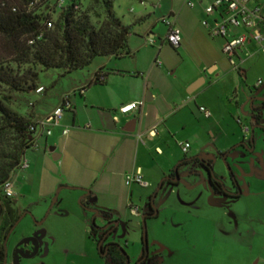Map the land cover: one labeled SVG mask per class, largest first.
Returning <instances> with one entry per match:
<instances>
[{"label":"rangeland","instance_id":"374dc122","mask_svg":"<svg viewBox=\"0 0 264 264\" xmlns=\"http://www.w3.org/2000/svg\"><path fill=\"white\" fill-rule=\"evenodd\" d=\"M110 2L114 15L130 26V56L97 58L85 69L70 74L61 69L34 68L38 72L37 88L42 87L44 92L6 91V101L12 111L35 123L38 114L55 110L63 97L72 98L79 87H96L91 81L100 68L142 74L146 86L151 85L150 89L161 94L149 103L151 114L159 118L158 137H143L147 146L139 147L135 155L134 148L124 153L121 169L133 176L139 168L148 186L133 182L125 185L124 178L117 177L113 192L107 194L104 182L85 172V163L82 165L67 145L65 148L64 140L59 139V127L39 128L38 133L43 134L38 137L37 147L24 156L29 168L16 171L11 178L15 200L28 208L29 215L7 242V264H106L97 249L100 235H91L93 219L95 227L100 228L105 214H111L119 223L108 242L126 252L129 264H136L143 249V217L149 212V198L156 192L153 205L158 216L146 221L147 245L149 254L159 255L161 264H234L233 258L264 253V130L251 125L256 113L261 116L260 127H264V44L248 45L244 62L236 59L241 64L237 71L223 53L224 40L211 37L205 25L214 24L216 17L220 19L218 13H206L210 0ZM79 4L78 12L87 14L96 29L106 21L102 0H80ZM38 10L47 9L44 6ZM170 16L182 36L178 49L166 41L168 27L162 19ZM58 18L59 10H55L50 17L53 28ZM242 33L240 29L238 34ZM198 75L205 84L189 95L187 84ZM201 107L211 113L209 119L200 112ZM64 116L62 121H68L67 110ZM48 129L52 135L46 137ZM140 132L139 127L136 138ZM252 137L253 152L244 147ZM11 141L8 134L0 137V153L16 144ZM92 142L100 146L104 142L84 139L85 155L96 161L100 150L90 148ZM117 142L109 140L106 150L118 147ZM186 142L191 149L184 155L180 145ZM157 147L163 156L158 155ZM50 148H56L57 155L66 149L65 158L55 161ZM192 158L206 166L210 163L225 190L230 194L238 191L240 198L214 193L207 172L190 165L177 170L178 186L165 183L159 190L182 160ZM79 171L84 172L82 176ZM229 172L235 176V185ZM130 203L138 207L140 215L130 213ZM24 239L41 241V245L22 246ZM48 248L50 255L43 257L40 251ZM26 249L27 258L23 257Z\"/></svg>","mask_w":264,"mask_h":264},{"label":"trees","instance_id":"16d2710c","mask_svg":"<svg viewBox=\"0 0 264 264\" xmlns=\"http://www.w3.org/2000/svg\"><path fill=\"white\" fill-rule=\"evenodd\" d=\"M79 3L80 0H0V137L8 134L12 136L11 142H16L0 153V264L5 262L7 236L20 220L18 202L6 198L3 187L20 169L26 151L33 149L31 128L35 126L9 108L5 92L24 94L37 90L38 72L34 70L37 67L61 69L70 74L85 69L97 58L121 59L131 55L127 45L130 26L114 15L110 0H102L106 21L98 29L87 14L78 12ZM44 6L46 11L38 10ZM55 10H59V18L53 28L50 17ZM106 79L107 75L100 69L91 84L104 85ZM260 123L261 116L253 113L251 125L257 127ZM195 164L209 176L218 178L211 164L206 166L198 158L184 159L177 168ZM210 185L218 194L220 185L212 180ZM96 230L92 224V236ZM127 260L119 246H108L106 264H127ZM138 263L161 264V261L156 255L143 254Z\"/></svg>","mask_w":264,"mask_h":264},{"label":"crops","instance_id":"0c3cea01","mask_svg":"<svg viewBox=\"0 0 264 264\" xmlns=\"http://www.w3.org/2000/svg\"><path fill=\"white\" fill-rule=\"evenodd\" d=\"M141 18L142 20H144V17ZM151 38H153L152 34ZM222 42L224 43V41ZM248 45H252V43H249ZM246 55L247 54L244 53L241 54L240 57H238L239 63L242 64L244 62V56ZM241 64L239 65L241 66ZM100 69H102L103 72L107 75L105 84L100 86L95 85L96 87L93 88H89L90 86L85 87L86 90L82 95L75 91L83 87H79L78 89L74 90V92L71 94L73 100L69 95L67 100L65 101L66 110L70 114L69 120L65 122L62 121V123H60V125L57 127H59L61 130L59 139L64 140L65 148L67 145L68 150L69 148H71L75 152V154H77L78 158H80V163L82 165L85 163V167H83V170H86L85 172L90 173L94 178H96V180H102V182H104L105 189L103 190H105L107 194H109L110 192H113L115 179L117 177L124 178L126 185V177L128 175H126V171H123L121 169V159L124 153H128V151L134 148L135 155L139 151V147L147 146V144L143 140V137L148 136L150 139H156L158 137L159 126H157V122H159V118L158 116H153L151 114L152 110L150 111L151 107L149 106V103L159 99L161 94L155 93L154 89H150L151 85L148 84L146 86V80L144 79L142 74L131 75L128 73L116 71L109 72V70L104 67ZM198 78H201V80H203V82H201L200 84L201 86L205 84V79H203L201 75H198V77H194L193 79H191V81L187 84V88H190L194 84L193 82ZM149 90H152V100L150 102H147L146 99ZM77 98L79 99L77 100ZM143 101L145 102V104L136 113L127 116L119 113V108L121 106L133 102ZM62 103L63 99L60 105ZM53 111L48 112V114L44 113L42 116L38 114L37 119H42L48 116ZM64 119L65 116L62 120ZM132 121H135L134 132H124V129L127 128L128 124H130ZM139 127L141 132L139 137L136 138L135 133L137 132ZM67 128L69 130V133L67 135H64L63 131ZM162 131L163 129L161 130V132ZM152 132H154V134H152ZM89 137L90 139L100 140L104 142L101 144V146L100 144H97L95 142H92L89 145L90 148L94 147L100 150L98 153L100 157L99 160L97 159L96 161H94V159L90 158L89 155H85V147L83 143L84 139ZM113 139H118V142L116 144L118 145V147H116L115 149L113 147L111 150L110 148H108L106 150L108 141H112ZM139 139H141V142L138 141ZM63 150L64 151L62 155L58 154L59 160L65 158L66 149ZM156 151L159 156H163L162 150L160 148L157 147ZM138 170L140 169L138 168L136 171ZM83 173L84 172L79 171L78 175L81 174L82 176ZM141 176L143 178L142 172ZM89 188L90 187H86L85 189ZM97 193H99V191H97ZM131 205L132 204L130 203L128 206L129 210ZM33 244L34 242L32 243V245ZM49 250L50 248H48L47 251L45 249L40 252H42L43 257H47L48 255H50ZM232 263L264 264V253H260L258 255L249 254L248 257L238 259L233 258Z\"/></svg>","mask_w":264,"mask_h":264},{"label":"built area","instance_id":"2783aa9c","mask_svg":"<svg viewBox=\"0 0 264 264\" xmlns=\"http://www.w3.org/2000/svg\"><path fill=\"white\" fill-rule=\"evenodd\" d=\"M38 1V0H37ZM211 4L206 8V13L209 15H215L218 13L220 19L217 17L214 19V24L206 23V27L209 30V34L213 38H220L224 40L223 53L227 56L231 66L235 70H239L240 65L237 60L241 54H244L249 43L264 44V0H210ZM193 8L194 5L190 4ZM170 16L162 19L168 27V34L166 37L167 43L174 49H178L182 42V36L180 30L171 22ZM49 27H51L49 25ZM242 29L243 33L238 34V31ZM95 76V74H94ZM103 80V79H102ZM85 87L78 89L75 92L81 95L85 91ZM44 92L42 87L37 88L36 93L41 94ZM68 96L63 98V103L58 106L48 116L37 120L35 126L31 128L34 137V148L37 147L38 137H42V134L38 133V129H44L45 127L60 125L64 113L66 112V103ZM143 106V102H133L123 105L119 108V113L122 115H131L140 110ZM200 112L209 119L211 113L204 107H201ZM89 127V126H88ZM248 133V129H245ZM69 133L68 128L63 131L64 135ZM46 137L52 135V132L48 129L45 132ZM154 134V132H152ZM184 154H187L191 145L189 143H183L180 145ZM29 168V162L23 159L20 163L19 170H25ZM136 183L142 187H147L148 184L143 181L140 170L133 174V176L126 177V184ZM3 195L8 199H15L14 185L12 179L8 180L3 187ZM130 213L132 215H140L138 207H130Z\"/></svg>","mask_w":264,"mask_h":264},{"label":"flooded vegetation","instance_id":"af4514ba","mask_svg":"<svg viewBox=\"0 0 264 264\" xmlns=\"http://www.w3.org/2000/svg\"><path fill=\"white\" fill-rule=\"evenodd\" d=\"M259 128H261L262 130H264V127H260V126H257ZM256 128V126L254 127ZM248 133H250V129L248 130ZM247 148V150H251V152H253L254 150V141H253V137L252 139L250 138L248 140V142L245 144V146ZM188 166V165H187ZM190 166H195V168H197L198 166L200 168H202L199 164H195V165H190ZM183 167V166H182ZM178 170V168H176ZM204 169V168H202ZM205 170V169H204ZM206 171V170H205ZM176 172L175 170L169 175L167 176L164 180H163V183L160 184L159 186V190L162 189V187L165 185V183L169 184V185H172V186H178L179 185V180L177 182H173L172 180L176 178ZM208 174V173H207ZM178 176V175H177ZM179 177V176H178ZM229 178L230 180H232V182L234 183L233 185L236 184V180H235V176L232 172H229ZM208 180H209V183L210 181L212 180L213 182H215L216 184H219L220 185V191L218 192L219 195L221 196H225V197H231V198H240V194H238L239 192L237 191L235 194H230L228 193L226 190H225V186L223 184V182L221 181L220 178H216L214 179L213 176H209L208 174ZM220 180V181H219ZM158 191V190H157ZM215 193V192H214ZM217 194V193H216ZM157 196V192L155 193L154 197H151L149 198V212L144 215V217H146V219H150V218H156L158 216V213L155 215V213L157 212L154 208V205H153V200L155 199V197ZM238 196V197H237ZM17 206H19L20 210H19V213H18V216H19V219H23L25 218L27 215H29V212L27 211L28 208H25V207H22L20 205L17 204ZM98 214V213H97ZM104 224L102 227L97 228L96 230V234L95 236L98 237V235H100V238L97 240V249H98V252H99V255L104 258L105 261H108V246L109 245H117V244H114V243H109L108 242V238L117 231L118 229V226H119V223L117 222L116 219H114V217L111 215L110 217L108 216H104ZM147 221V220H146ZM95 222V219H93L92 221V224L95 226L94 224ZM16 229V228H15ZM14 229V230H15ZM13 230V231H14ZM12 231V232H13ZM12 233H9L8 236H7V240H9L10 236H11ZM6 240V242H8ZM141 242H142V246H143V249H142V255L145 254L146 256H154V255H150L149 254V251H148V245H147V248L145 247L144 243H143V231H142V238H141ZM31 241L29 242V239H24L23 242H22V246L26 245V246H29L31 245ZM41 245V241L39 242H34L33 246H37L39 247ZM101 245V246H100ZM118 246V245H117ZM120 247V246H119ZM42 247H40V250H41ZM121 248V247H120ZM122 249V248H121ZM123 250V249H122ZM124 251V250H123ZM42 253V252H41ZM124 253L126 254V252L124 251ZM127 255V254H126ZM141 255V256H142ZM159 259V255H156ZM23 257H29V253H28V250L26 249L25 252H24V255ZM140 259V258H139ZM139 261V260H138ZM161 261V259H160ZM5 262L7 264V255H6V258H5ZM4 262V264H5ZM127 264H129V258L127 260ZM136 264H139L138 262Z\"/></svg>","mask_w":264,"mask_h":264},{"label":"water","instance_id":"95a60500","mask_svg":"<svg viewBox=\"0 0 264 264\" xmlns=\"http://www.w3.org/2000/svg\"><path fill=\"white\" fill-rule=\"evenodd\" d=\"M201 82H203V80H199L198 82H195L188 90V94H193L197 89H199L201 87ZM152 100V96L150 94V92L147 93V102H150ZM135 130V121H132L130 124H128L127 128L124 129V132L126 133H133ZM50 152L53 154V159L55 161L59 160V155L57 156V154H55V148H50ZM175 172L177 173V169H175ZM178 174H176V178L173 179V182H177L179 180V177L177 176ZM163 183V181H162ZM161 183V184H162ZM87 193V195H90V192L85 191ZM157 214V212L155 213V215ZM22 219H20L13 227L12 231L19 225V223L21 222ZM12 231L10 233H12ZM8 241V240H7ZM143 243L145 245V247L147 248V226H146V217H143ZM5 246L7 247V242L5 244ZM101 246V245H100ZM6 255H7V248H6ZM6 264V262H5Z\"/></svg>","mask_w":264,"mask_h":264}]
</instances>
